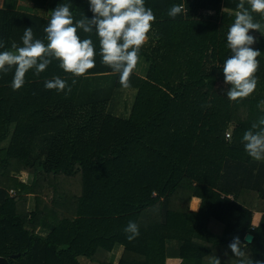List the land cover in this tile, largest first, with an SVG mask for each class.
<instances>
[{"label":"trees","instance_id":"1","mask_svg":"<svg viewBox=\"0 0 264 264\" xmlns=\"http://www.w3.org/2000/svg\"><path fill=\"white\" fill-rule=\"evenodd\" d=\"M40 1L0 6L5 50L22 46L27 27L43 40L58 4L67 3L74 20L92 15L87 0H49L46 15L32 10ZM240 2L145 0L155 21L138 56L148 67L129 76L126 88L135 93L126 115L108 110L113 90L125 87L101 62L94 32L78 30L93 40L96 63L67 96L44 87L56 76L72 84L55 59L38 75L26 73L18 90L14 67L0 73V141L7 139L0 146V264H113L119 246L114 264H239L228 247L234 237L246 257L264 264V212L251 224L252 211L264 208V160L241 143L264 115V37L252 46L261 51L252 94L229 100L220 70ZM172 4H183V14L169 17ZM106 74L109 89L88 90L93 76ZM129 221L140 232L131 241Z\"/></svg>","mask_w":264,"mask_h":264},{"label":"clouds","instance_id":"2","mask_svg":"<svg viewBox=\"0 0 264 264\" xmlns=\"http://www.w3.org/2000/svg\"><path fill=\"white\" fill-rule=\"evenodd\" d=\"M91 17L84 15L75 19L67 3L58 4L50 10V19L43 31L44 39L35 38L32 27L24 29L22 46L12 44L15 51L5 50L4 40L0 38V73H7L14 67L11 81L13 90L25 84V76L30 70L33 74L43 72L53 59L59 67L74 77L72 84L59 76L44 81L46 89H55L65 96L72 91L75 77L88 74L95 66V46L91 37L81 38L83 33H95L99 41L101 62L119 74L121 86L129 87V76L138 62V53L149 39L155 15L145 0H87ZM247 5V6H246ZM233 23L226 33V47L230 55L223 61L220 70L224 83L230 85L226 90L229 100L244 98L257 87L255 75L261 51L252 47L257 43L255 30L264 36V23L254 21L253 12L264 20V0H241L237 4ZM184 12L183 4H172L169 17L175 18ZM46 41V43H45ZM241 143L247 155L256 161L264 160V115L258 117L251 127L244 131ZM129 241L139 236V226L129 221L124 228ZM235 257L241 258L239 264H262L246 257L238 237L229 243Z\"/></svg>","mask_w":264,"mask_h":264},{"label":"rangeland","instance_id":"3","mask_svg":"<svg viewBox=\"0 0 264 264\" xmlns=\"http://www.w3.org/2000/svg\"><path fill=\"white\" fill-rule=\"evenodd\" d=\"M9 1H11V0H9ZM9 1L5 0V4L4 5H6V6L11 5L12 3H10ZM1 5H3V3H1ZM254 35L256 36V39L260 38V37H264V36H260L257 33H254ZM140 61L143 64L146 63L144 60H142L141 57H139V59H138V62H140ZM95 76H97V77H95ZM95 76L92 78V80H93L92 82H87V87H89L88 90H93L96 87H103V88H105L104 90L109 89V86L113 82V76L112 75H107L106 74V75H102V76L101 75H95ZM88 80H90V78H88ZM104 90H102L100 92L94 90L93 92H95V93L92 92V94L94 96H95V94L103 96L104 94L102 92ZM111 97H112V94H111ZM111 97H110V100H111ZM118 97H121L120 101L118 102V100H117L116 102L111 103L110 107H108V110H110L114 114L126 115L128 110H129V107H130L129 105L132 102V99H131L132 93L129 92L128 90L127 91H123L122 90L121 91V95H117V97H115V95H114V98L111 101L116 100V98L118 99ZM113 104H115V107H114ZM262 108H264V101L262 102ZM6 143H7V139H4V140L0 141V146L6 145ZM32 207H33L32 195H28V200H27V203H26V209H31ZM40 232H43V230H40ZM116 255H117V253L113 254L112 263H114ZM80 260H81V262L83 264H93V263L89 262L86 259H81L80 258ZM168 264H170V262Z\"/></svg>","mask_w":264,"mask_h":264},{"label":"crops","instance_id":"4","mask_svg":"<svg viewBox=\"0 0 264 264\" xmlns=\"http://www.w3.org/2000/svg\"><path fill=\"white\" fill-rule=\"evenodd\" d=\"M6 1H9V0H6ZM14 1V3H15V5H18V4H20L21 2H22V0H11V1H9L10 3L11 2H13ZM48 1L49 0H45L43 3L40 1V3L39 2H37V5H33V7H32V10H34V11H39V12H43V13H45V15H46V7L48 6ZM1 3H3V5H1ZM5 4V0H0V6H6V5H4ZM138 57H141V56H138ZM142 58V60H144L143 59V57H141ZM146 63L145 64H143L141 61L140 62H138L137 63V65H136V67H135V69H134V71L137 73V74H139V75H144L145 74V72H146V69H147V67H148V61H146V60H144ZM94 77V76H93ZM95 77H97V76H95ZM129 91V92H131L132 93V97H131V99H133V96H134V93H135V90L134 89H132V88H121V89H115V90H113V92H112V97H111V100L114 98V95H115V97H117V95H121V91ZM120 98L121 97H118V99L116 98V100H113V101H109V106L108 107H110V104L111 103H113V102H116L117 100H118V102L120 101ZM130 99V100H131ZM114 105V107H115V104H113ZM131 105V104H130ZM129 105V106H130ZM130 108V107H129ZM128 113V112H127ZM114 114V113H113ZM115 115H122V114H115ZM229 196H231V194H229ZM264 212V208L263 207H260V206H257L253 211H252V215H251V224L254 226V225H257L258 224V222H259V220H260V217H261V215H262V213ZM122 249H123V247L122 246H119V247H117V249H116V251H115V253H117V255H116V257H115V261H114V263H116V261H117V259L119 258V256H120V254H121V252H122ZM81 259H84V258H81ZM113 263V264H114ZM177 262L175 261V260H172L171 262H170V264H176Z\"/></svg>","mask_w":264,"mask_h":264},{"label":"water","instance_id":"5","mask_svg":"<svg viewBox=\"0 0 264 264\" xmlns=\"http://www.w3.org/2000/svg\"><path fill=\"white\" fill-rule=\"evenodd\" d=\"M245 240H250V238H251V235L250 234H246L245 235ZM16 254H18V253H16ZM3 262H6V258L5 257H3V256H0V263H3Z\"/></svg>","mask_w":264,"mask_h":264},{"label":"built area","instance_id":"6","mask_svg":"<svg viewBox=\"0 0 264 264\" xmlns=\"http://www.w3.org/2000/svg\"><path fill=\"white\" fill-rule=\"evenodd\" d=\"M228 132H229V131H226V132H225V136H226V137L229 136V133H228ZM9 194H10V195H13V194H14V190H13V189H9Z\"/></svg>","mask_w":264,"mask_h":264}]
</instances>
